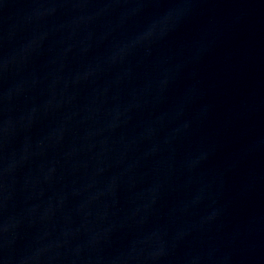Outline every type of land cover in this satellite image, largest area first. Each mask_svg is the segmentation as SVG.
Returning <instances> with one entry per match:
<instances>
[{"label": "water", "instance_id": "obj_1", "mask_svg": "<svg viewBox=\"0 0 264 264\" xmlns=\"http://www.w3.org/2000/svg\"><path fill=\"white\" fill-rule=\"evenodd\" d=\"M0 264H264V0H0Z\"/></svg>", "mask_w": 264, "mask_h": 264}]
</instances>
